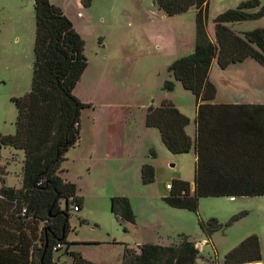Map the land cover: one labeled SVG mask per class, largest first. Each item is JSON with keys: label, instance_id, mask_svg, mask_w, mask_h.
<instances>
[{"label": "rangeland", "instance_id": "374dc122", "mask_svg": "<svg viewBox=\"0 0 264 264\" xmlns=\"http://www.w3.org/2000/svg\"><path fill=\"white\" fill-rule=\"evenodd\" d=\"M52 1L83 37L88 60L74 89L87 105L81 110L80 139L61 164L81 201L79 210L69 211L71 249L97 264H123L124 245L115 241L136 249L139 243L169 245L184 234L200 244L198 263L224 264L227 252L256 234L264 264V196L202 197L198 211L165 200L173 179L193 186L196 155L193 147L171 153L159 130L146 125V113L151 105L172 101L189 117L186 132L194 139L196 97L174 79L169 66L193 51L196 10L168 16L154 0H92L89 7L81 0ZM242 1L210 0L207 31L212 38L215 18ZM259 2L249 11H259L264 0ZM228 25L243 36L264 28V14ZM34 42V0H0V136L16 132L13 99L31 89ZM210 79L217 88L214 103L264 104V66L253 58L225 69L215 60ZM167 81L174 87H166ZM23 161V150L1 147L0 187H21ZM144 165L155 169L152 182L142 179ZM118 196L129 198L136 216L127 230L111 211V199ZM212 219L221 227L210 231L205 223ZM61 253L58 264H69V256Z\"/></svg>", "mask_w": 264, "mask_h": 264}, {"label": "trees", "instance_id": "16d2710c", "mask_svg": "<svg viewBox=\"0 0 264 264\" xmlns=\"http://www.w3.org/2000/svg\"><path fill=\"white\" fill-rule=\"evenodd\" d=\"M154 1L168 16L196 10L193 51L169 66L174 79L196 97L194 139L186 132L189 117L172 101L151 105L146 113V125L159 130L171 153H187L193 147L196 155L194 187L173 179L166 202L198 211L202 197L264 196V104L214 103L217 88L210 79L214 60L221 69L247 58L264 66V28L242 36L228 25L260 17L264 5L250 12L260 2L245 0L219 14L213 40L207 31L210 0ZM91 2L81 0L86 7ZM34 7L31 89L13 99L18 112L15 134L0 136V149L13 146L24 151L21 187H0V264H58L61 251L69 256V264H97L71 249L73 243L67 239L71 205L80 206L81 201L76 185L61 169L67 151L80 139L81 110L87 106L74 94L88 65L85 41L64 10L51 0H34ZM165 86L173 88L174 83L167 81ZM154 177V167L144 165L143 181L152 182ZM111 211L125 230L127 224L135 223L127 196L112 197ZM205 227L213 231L221 226L212 219ZM173 242L144 243L136 249L114 243L124 245L123 264H198L196 242L184 234ZM261 260L260 238L251 234L227 252L224 264H258Z\"/></svg>", "mask_w": 264, "mask_h": 264}, {"label": "built area", "instance_id": "2783aa9c", "mask_svg": "<svg viewBox=\"0 0 264 264\" xmlns=\"http://www.w3.org/2000/svg\"><path fill=\"white\" fill-rule=\"evenodd\" d=\"M167 187L169 188L170 185L168 184ZM170 189V188H169ZM71 208L75 211L79 210L80 209V206L77 204V203H73ZM23 212H25V209L23 210ZM58 247H60L61 245L60 244H57ZM197 248L200 250V244H196ZM198 264H209V263H198Z\"/></svg>", "mask_w": 264, "mask_h": 264}, {"label": "crops", "instance_id": "0c3cea01", "mask_svg": "<svg viewBox=\"0 0 264 264\" xmlns=\"http://www.w3.org/2000/svg\"><path fill=\"white\" fill-rule=\"evenodd\" d=\"M51 1H52V0H51ZM52 2H53V1H52ZM154 3H155V1H154ZM155 5L157 6L156 3H155ZM157 7H158V6H157ZM62 9H63V8H62ZM158 9H159V10H162V9H160L159 7H158ZM63 10H64V9H63ZM190 10H191V9H190ZM162 11H163V10H162ZM64 12H65L66 15L68 16V14H67V12H66L65 10H64ZM163 12H164V11H163ZM164 13H165V12H164ZM165 14H166V13H165ZM69 18H70V17H69ZM209 36H210V34H209ZM210 38L214 40V38H212L211 36H210ZM247 59H248V58H247ZM245 60H246V59H245ZM245 60H244V61H245ZM214 61H215V60H214ZM214 61H213V62H214ZM193 187H194V184H193ZM19 188H20V187H19ZM260 241H261V240H260ZM141 244H144V243H141ZM141 244L139 243V245H141ZM139 245H138V246H139ZM137 248H138V247H137ZM261 249H262V247H261ZM261 261H262V260H261ZM261 261H260V262H261ZM260 262H258V264H260ZM214 263H215V262H214ZM215 264H216V263H215ZM241 264H249V263H241Z\"/></svg>", "mask_w": 264, "mask_h": 264}]
</instances>
